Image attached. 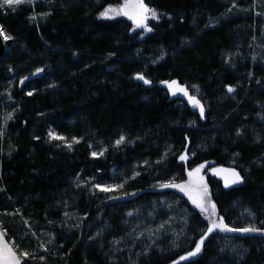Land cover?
<instances>
[{
  "label": "trees",
  "instance_id": "obj_1",
  "mask_svg": "<svg viewBox=\"0 0 264 264\" xmlns=\"http://www.w3.org/2000/svg\"><path fill=\"white\" fill-rule=\"evenodd\" d=\"M143 2L157 12L150 32L100 17L124 0L0 9L11 37L0 58V230L29 254L21 264H173L208 225L160 185L200 164L243 177L224 188L205 176L217 216L264 229V0ZM172 80L203 119L169 95ZM179 264H264V234L217 229Z\"/></svg>",
  "mask_w": 264,
  "mask_h": 264
},
{
  "label": "snow or ice",
  "instance_id": "obj_2",
  "mask_svg": "<svg viewBox=\"0 0 264 264\" xmlns=\"http://www.w3.org/2000/svg\"><path fill=\"white\" fill-rule=\"evenodd\" d=\"M28 2H31V0H28ZM23 3H25V0H0V9L7 7L15 11L16 7ZM118 15L128 17V19L132 20L136 27H143L146 32L152 31V29L147 27V24L145 23L149 16L153 19L157 18V12L155 9L147 7L143 0H124V3L119 8H113L112 6H109L100 13V17L105 19H113ZM32 19H35V17H32ZM0 37H3L5 41L11 39V37L4 32L3 26H0ZM37 71H39V69ZM135 79L143 81L144 84L151 83L142 74H137ZM162 83L168 87L172 95L181 93L186 96L193 107L199 108L201 119L204 118L203 105L196 97L189 95V92L185 87L180 86L175 80L162 81ZM227 90L230 93L234 91V89L230 86ZM28 94L31 95L32 93ZM8 119H11V115L8 116ZM49 136L56 139H63V137H56L52 132H49ZM124 140L125 137L121 136L120 139L116 141V144L120 145ZM68 147L70 149L71 145H68ZM102 154L103 153H99V155ZM92 155L97 156L98 154L94 152ZM186 158L187 157L185 155H181L179 157L181 161L185 160ZM204 167V164H200L196 168L188 171L187 174L189 180L185 183H167L160 185L164 188H176L180 192H183L191 201V203L199 209L200 213L205 216V219L209 221L206 231H204L200 236V239L196 241L195 248L189 251L186 255L180 256L178 261H173V264H179L180 261L189 260L190 258H194L199 255L202 251V246L204 245L205 240L217 229L221 232L264 234V229L258 228L254 224L243 228L229 227L224 223L223 217L217 216L216 205L211 201L208 186L204 182V177L201 175V170ZM212 172L214 175L223 174L222 178L224 179L225 188H228L230 185H238L243 183V177L235 169L213 168ZM95 187H98L101 191L105 192L112 190L110 186L101 187L100 185H95ZM116 187L119 188L122 187V185H118ZM4 235L5 234L3 232H0V264H21L22 259L27 258L29 254L23 251L17 253L13 247H9L8 244L3 240Z\"/></svg>",
  "mask_w": 264,
  "mask_h": 264
},
{
  "label": "rangeland",
  "instance_id": "obj_3",
  "mask_svg": "<svg viewBox=\"0 0 264 264\" xmlns=\"http://www.w3.org/2000/svg\"><path fill=\"white\" fill-rule=\"evenodd\" d=\"M33 1H35V0H31V2H28V0H25V3L26 4H28V3H32ZM121 5H117V6H115V7H113V8H119ZM150 17V16H149ZM119 18H122V15H118V16H115V18H113V19H111V20H114V19H119ZM123 19V18H122ZM149 19V18H148ZM148 19L146 20V22L148 21ZM145 22V23H146ZM128 23L131 25V27H132V29L134 30V31H144V28L143 27H136V25H134L133 24V22H132V20L131 21H128ZM15 85V84H14ZM162 86L166 89V91L169 93V95L170 96H172V97H177V98H181L184 102H186L192 109H194L195 111H198L199 113H200V110H199V108H196V107H193V105L189 102V100H188V98L186 97V96H184L183 94H181V93H177L176 95H172L171 93H170V91H169V89H168V87L165 85V84H162ZM13 89V88H12ZM189 92V91H188ZM189 95H190V92H189ZM5 96H6V99H8L9 101H11V95H10V93H9V90H7V93L5 94ZM191 96H193V95H191ZM205 165V167L201 170V175L204 177V182H205V176L206 175H210V176H212V177H215V178H217V179H219L220 181H221V183L223 184V187L225 188V186H224V179L222 178L223 177V174H221V175H214L213 174V172H212V169L213 168H222V167H216V166H213L212 164H209V163H207V164H204ZM225 169H230V168H225ZM189 180V177H188V175H187V178H186V180L184 181V182H182V183H185V182H187ZM206 183V182H205ZM181 184V183H180ZM239 185V184H238ZM208 186V185H207ZM233 186H236V185H230L228 188H230V187H233ZM170 189H172L173 191H175V192H177L178 194H180L181 196H183L184 198H186V200L188 201V203L191 205V207L193 208V209H195L203 218H204V220L206 221V223H207V225H208V223H209V221L207 220V219H205V216L204 215H202L201 213H200V211H199V209L198 208H196L192 203H191V201L188 199V197L183 193V192H180L178 189H176V188H170ZM145 216H146V214H145ZM140 218V217H139ZM195 258V257H194ZM190 259H192V258H190ZM179 260V259H178ZM177 260V261H178ZM181 262H183V261H180L179 263H181Z\"/></svg>",
  "mask_w": 264,
  "mask_h": 264
},
{
  "label": "water",
  "instance_id": "obj_4",
  "mask_svg": "<svg viewBox=\"0 0 264 264\" xmlns=\"http://www.w3.org/2000/svg\"><path fill=\"white\" fill-rule=\"evenodd\" d=\"M122 18L125 20V21H131L130 19H128V17L126 16H123L122 15ZM6 44H7V41H5L3 39V37H0V58L3 56V54L5 53V49H6ZM42 76V70H39V71H35L33 72L31 75H28V76H25L23 78H21L19 81H18V90H21L27 83L33 81V80H36L38 78H40ZM0 232H2L0 230ZM219 232H221L219 230ZM224 233H227V232H224ZM3 240L8 244L9 247H11L9 245V243L7 242V240L5 239V237H3Z\"/></svg>",
  "mask_w": 264,
  "mask_h": 264
}]
</instances>
